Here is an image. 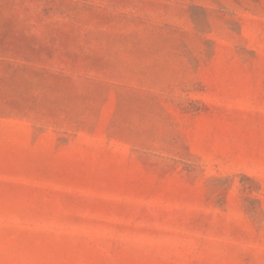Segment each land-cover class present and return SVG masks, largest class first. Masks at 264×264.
Segmentation results:
<instances>
[{
	"label": "rangeland",
	"instance_id": "rangeland-1",
	"mask_svg": "<svg viewBox=\"0 0 264 264\" xmlns=\"http://www.w3.org/2000/svg\"><path fill=\"white\" fill-rule=\"evenodd\" d=\"M0 264H264V0H0Z\"/></svg>",
	"mask_w": 264,
	"mask_h": 264
}]
</instances>
